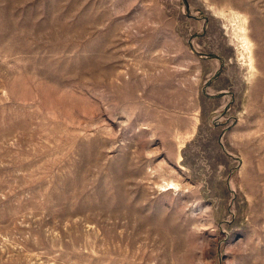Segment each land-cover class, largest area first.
<instances>
[{
  "label": "rangeland",
  "instance_id": "374dc122",
  "mask_svg": "<svg viewBox=\"0 0 264 264\" xmlns=\"http://www.w3.org/2000/svg\"><path fill=\"white\" fill-rule=\"evenodd\" d=\"M0 264H264V0H0Z\"/></svg>",
  "mask_w": 264,
  "mask_h": 264
}]
</instances>
